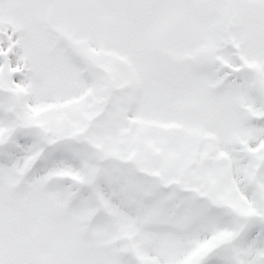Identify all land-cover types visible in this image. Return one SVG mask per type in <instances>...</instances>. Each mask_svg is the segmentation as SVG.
I'll return each mask as SVG.
<instances>
[{
  "label": "snow or ice",
  "instance_id": "obj_1",
  "mask_svg": "<svg viewBox=\"0 0 264 264\" xmlns=\"http://www.w3.org/2000/svg\"><path fill=\"white\" fill-rule=\"evenodd\" d=\"M0 264H264V0H0Z\"/></svg>",
  "mask_w": 264,
  "mask_h": 264
}]
</instances>
